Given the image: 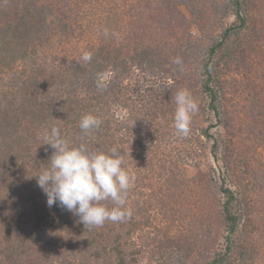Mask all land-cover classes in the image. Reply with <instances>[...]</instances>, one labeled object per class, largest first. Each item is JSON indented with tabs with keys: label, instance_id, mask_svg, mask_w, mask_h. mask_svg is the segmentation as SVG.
<instances>
[{
	"label": "trees",
	"instance_id": "1",
	"mask_svg": "<svg viewBox=\"0 0 264 264\" xmlns=\"http://www.w3.org/2000/svg\"><path fill=\"white\" fill-rule=\"evenodd\" d=\"M180 6L197 37H175ZM262 71L264 0H0V264H261L260 181L219 131L241 134L242 112L264 144V90L251 91ZM179 90L198 106L187 136L173 122ZM86 114L101 120L87 135ZM52 126L72 146L118 149L136 177L130 217L90 228L47 206L34 177Z\"/></svg>",
	"mask_w": 264,
	"mask_h": 264
},
{
	"label": "clouds",
	"instance_id": "2",
	"mask_svg": "<svg viewBox=\"0 0 264 264\" xmlns=\"http://www.w3.org/2000/svg\"><path fill=\"white\" fill-rule=\"evenodd\" d=\"M104 34H108L107 29ZM92 57V52L84 51L81 60L88 63ZM174 63L181 61L176 58ZM106 81L107 74H98L97 88L104 89ZM174 103V127L179 135L187 136L192 114L198 110L197 103L187 90L177 91ZM100 125L101 120L92 114L82 116L79 121V128L86 135ZM40 138L42 145L53 149L45 166L34 177L46 196L48 207H61L90 228L101 227L106 221L122 222L131 216V210L125 205L136 177L124 167V157L117 148L105 153L90 150L85 144L72 146L55 126L44 129ZM109 201L111 208L103 203Z\"/></svg>",
	"mask_w": 264,
	"mask_h": 264
},
{
	"label": "rangeland",
	"instance_id": "3",
	"mask_svg": "<svg viewBox=\"0 0 264 264\" xmlns=\"http://www.w3.org/2000/svg\"><path fill=\"white\" fill-rule=\"evenodd\" d=\"M208 1H212V0H208ZM222 1L223 0H216V2L218 4H221ZM179 11L182 14V16L184 17V28L180 27L179 30L175 32L176 33L175 37H179V38L181 37L182 39H185V38H187L189 31H192L194 33L193 36L197 37L199 34L194 29V27L191 25V22L193 20L190 17L186 6H180ZM227 21L231 22V21H233V18L231 17ZM214 26H215L216 31H218V27L216 26V24H214ZM262 72H264V71H262ZM254 75H257L256 77H259L258 72L254 73ZM259 75H261V72L259 73ZM252 82H253L254 86L251 88V91L257 92L260 89L264 90V77L261 78L260 80L255 79ZM236 100H239V103L242 104V99L238 98ZM246 109L247 108H244V110H246ZM240 113H242V112L238 113L239 116L236 117V120H238V118H239L243 121V125H246V128H244V130L241 132V134H239L236 137H234V136L230 137V135L228 133H225L222 129L219 132L225 140L228 139L229 141L232 142L231 146L233 148L234 153H237L238 156L241 157V161L243 162L241 169L244 168L247 171H249L250 174L251 173L255 174L254 176L256 177V175H257V178H259V179L255 178L256 179L255 183L257 185V180H259L260 185L256 186L255 190H253L254 192L251 193L250 195H251L252 199L254 200L253 203L256 205L258 214L260 212L261 215L264 216V144L261 141V138H257L258 140H256L255 139L256 135L254 137V134L252 132L255 130H256V132H258L260 126L258 125V123H257V125H254L255 121L253 118L244 119L242 114H240ZM248 124L250 125L249 130L247 127ZM257 127H259V128H257ZM251 132H252V134H250ZM202 164L205 167H208L209 165L213 164L208 153H207L206 157H204V159L202 160ZM211 192L213 194L216 193L217 197L220 196L217 188H213L211 190ZM204 194H206V193H204ZM208 196H209V194H208ZM261 233H262L261 238H263V240H264V226H262ZM261 264H264V261H262Z\"/></svg>",
	"mask_w": 264,
	"mask_h": 264
}]
</instances>
